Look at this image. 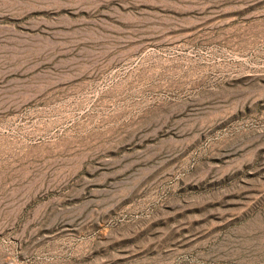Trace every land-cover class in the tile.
Here are the masks:
<instances>
[{
    "label": "rangeland",
    "instance_id": "374dc122",
    "mask_svg": "<svg viewBox=\"0 0 264 264\" xmlns=\"http://www.w3.org/2000/svg\"><path fill=\"white\" fill-rule=\"evenodd\" d=\"M0 264H264V0H0Z\"/></svg>",
    "mask_w": 264,
    "mask_h": 264
}]
</instances>
